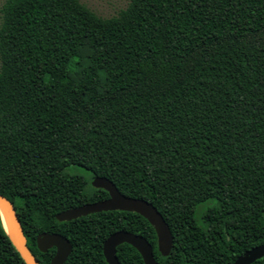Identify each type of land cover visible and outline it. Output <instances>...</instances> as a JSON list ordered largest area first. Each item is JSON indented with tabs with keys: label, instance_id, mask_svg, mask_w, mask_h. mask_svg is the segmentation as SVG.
Listing matches in <instances>:
<instances>
[{
	"label": "trees",
	"instance_id": "1",
	"mask_svg": "<svg viewBox=\"0 0 264 264\" xmlns=\"http://www.w3.org/2000/svg\"><path fill=\"white\" fill-rule=\"evenodd\" d=\"M0 12V194L41 264L56 253L38 249L43 232L72 243L64 264H108L119 230L145 237L158 264H233L264 243V0H130L111 17L80 0H5ZM97 176L157 207L167 256L137 212L56 218L109 197ZM0 264H27L1 216Z\"/></svg>",
	"mask_w": 264,
	"mask_h": 264
},
{
	"label": "water",
	"instance_id": "2",
	"mask_svg": "<svg viewBox=\"0 0 264 264\" xmlns=\"http://www.w3.org/2000/svg\"><path fill=\"white\" fill-rule=\"evenodd\" d=\"M96 188H103L109 192V197L104 200L86 203L81 206L72 207L59 212L56 218L60 221L76 219L90 213L106 210L134 211L144 216L154 226L158 249L163 256H167L173 246L172 232L157 207L151 202L125 195L114 184L112 180L104 176H97L92 180ZM0 208L4 211L6 223L0 212L3 225L15 248L21 254L27 264H41L39 259L27 246V239L23 231L21 221L13 202L3 194H0ZM128 243L135 247L142 255L145 264H158L152 244L143 236L119 230L109 235L103 243V253L108 264H122L117 256V246ZM37 246L41 252H46L55 247L56 253L51 264H64L72 251L70 240L59 233H40L37 237ZM264 257V243L254 246L239 255L233 264H252Z\"/></svg>",
	"mask_w": 264,
	"mask_h": 264
},
{
	"label": "rangeland",
	"instance_id": "3",
	"mask_svg": "<svg viewBox=\"0 0 264 264\" xmlns=\"http://www.w3.org/2000/svg\"><path fill=\"white\" fill-rule=\"evenodd\" d=\"M5 0H0V9ZM90 9L103 17H111L117 15L120 10L127 7L130 0H80ZM2 14L0 12V23Z\"/></svg>",
	"mask_w": 264,
	"mask_h": 264
},
{
	"label": "bare ground",
	"instance_id": "4",
	"mask_svg": "<svg viewBox=\"0 0 264 264\" xmlns=\"http://www.w3.org/2000/svg\"><path fill=\"white\" fill-rule=\"evenodd\" d=\"M0 212H1V214H2V216H3V219H4L5 223H6L5 214H4V211H3L1 208H0Z\"/></svg>",
	"mask_w": 264,
	"mask_h": 264
}]
</instances>
